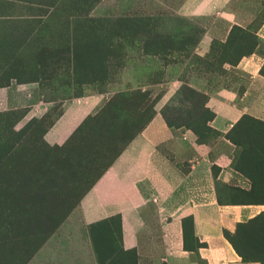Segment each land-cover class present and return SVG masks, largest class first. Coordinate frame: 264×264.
Returning a JSON list of instances; mask_svg holds the SVG:
<instances>
[{
	"label": "rangeland",
	"instance_id": "1",
	"mask_svg": "<svg viewBox=\"0 0 264 264\" xmlns=\"http://www.w3.org/2000/svg\"><path fill=\"white\" fill-rule=\"evenodd\" d=\"M263 111L264 0H0V264H138L117 217L77 206L155 114L234 147L219 203L264 205ZM259 225L225 239L264 264Z\"/></svg>",
	"mask_w": 264,
	"mask_h": 264
},
{
	"label": "crops",
	"instance_id": "2",
	"mask_svg": "<svg viewBox=\"0 0 264 264\" xmlns=\"http://www.w3.org/2000/svg\"><path fill=\"white\" fill-rule=\"evenodd\" d=\"M220 105L228 106L209 101L215 116L208 127L225 134L230 117L223 122ZM255 114L264 118V111ZM174 135L155 114L80 199L77 209L84 223L117 217L122 247L135 250L138 264H259L242 262L224 237L253 219L259 220L264 233V205L217 200L215 181L242 178L229 167L234 147L225 139L198 144L189 130L180 138ZM175 139L182 143H172ZM187 218L193 241L204 246L183 248L181 222ZM151 239L161 244H151Z\"/></svg>",
	"mask_w": 264,
	"mask_h": 264
},
{
	"label": "trees",
	"instance_id": "3",
	"mask_svg": "<svg viewBox=\"0 0 264 264\" xmlns=\"http://www.w3.org/2000/svg\"><path fill=\"white\" fill-rule=\"evenodd\" d=\"M167 126V125H166ZM168 127V126H167ZM98 179V178H97ZM185 220H189V218H187V219H184V220H182V222H181V228H182V238H183V244H184V241H185V239H184V226H183V221H185ZM255 222H257V223H260L259 222V220L258 219H253V220H251V221H249L247 224H249V223H255ZM189 224H190V220H189ZM244 225H246V224H244ZM239 226H243V225H238L237 227H236V229L239 227ZM260 226V229H261V231L263 232V230H262V226L261 225H259ZM235 229V230H236ZM226 233L227 232H225L224 233V237L226 238ZM192 233H191V224H190V235H191ZM263 235H264V233H263ZM229 242V241H228ZM230 243V242H229ZM231 244V243H230ZM198 247H202V246H204V244H198L197 245ZM231 246L233 247V249H234V251L237 253V255L240 257V259H241V261L242 262H247V261H251V259H246L245 257H244V254L243 253H239L237 250H236V248L231 244ZM183 247H184V245H183Z\"/></svg>",
	"mask_w": 264,
	"mask_h": 264
}]
</instances>
